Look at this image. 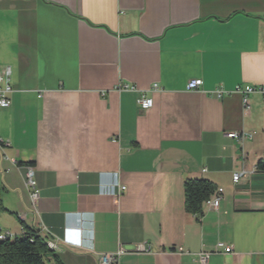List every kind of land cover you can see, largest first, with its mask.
Returning <instances> with one entry per match:
<instances>
[{
	"label": "crops",
	"instance_id": "1",
	"mask_svg": "<svg viewBox=\"0 0 264 264\" xmlns=\"http://www.w3.org/2000/svg\"><path fill=\"white\" fill-rule=\"evenodd\" d=\"M6 68L3 234L45 227L62 264H101L123 247L118 264H264V96L246 113L240 95L208 94L264 89V0H0ZM243 132L253 138L227 137ZM188 179L223 189L219 208L187 212Z\"/></svg>",
	"mask_w": 264,
	"mask_h": 264
},
{
	"label": "built area",
	"instance_id": "2",
	"mask_svg": "<svg viewBox=\"0 0 264 264\" xmlns=\"http://www.w3.org/2000/svg\"><path fill=\"white\" fill-rule=\"evenodd\" d=\"M203 86V81L202 80H191L189 81L187 85V90L188 91H196L202 88ZM124 90H132L136 91L135 87H124L120 89V91ZM154 91L157 90V86L155 85L153 88ZM13 92V87L11 85V70L10 68H6L4 73L0 75V107L1 108H9L10 106V101H9V94ZM255 93H261L264 96V89L260 87H254L250 85H241L235 89L234 92H228L225 91L224 89H215L214 91L208 93L211 97L220 100L226 96L232 95V94H237L240 95L242 98L243 106L245 109L246 113H249L251 110V105H250V96L255 94ZM138 105L141 109L142 112H148L151 110L154 106V101L152 98H149L145 95H141L138 99ZM230 139H237L240 141H245V140H250L253 138L252 134L243 132V133H232L227 136ZM0 145L3 146H9V143L4 142L3 140L0 139ZM35 175V169L33 167L28 166L26 169V176H25V186L27 188V191L29 193L30 201L32 206L37 212L36 209V204L39 201L41 197L40 190L37 188V183L34 178ZM245 175V172L242 171L240 173H236L233 177V180L235 183H238L241 177ZM125 187H122L121 190L125 191ZM223 189H217L215 194L208 199L205 203L207 206H209L212 209L217 210L221 204L222 201V196H223ZM22 221L26 220V217L24 215L21 216L20 218ZM41 234L46 236L48 238V246L50 249L53 251H56L58 249L56 243L51 240V233L45 228H41ZM11 236L10 234H4L0 236V239H5L6 237ZM218 249H224L225 253H230L231 248L230 247H225L223 244H218L217 245V251ZM140 250V248H139ZM138 251V250H137ZM180 252L183 253V250L180 249ZM128 253V251L123 247L121 248L117 253L115 254H109V255H104L101 258V264H118L119 259L122 255ZM210 253H202L199 255V260L201 263H206L208 259L210 258Z\"/></svg>",
	"mask_w": 264,
	"mask_h": 264
},
{
	"label": "trees",
	"instance_id": "3",
	"mask_svg": "<svg viewBox=\"0 0 264 264\" xmlns=\"http://www.w3.org/2000/svg\"><path fill=\"white\" fill-rule=\"evenodd\" d=\"M264 171V163L258 166ZM216 186L209 180L188 179L184 184L185 208L193 214H201L205 202L216 192ZM0 210L6 212L0 201ZM24 225V223H22ZM21 238L8 236L0 239V264H62L55 252L48 246V238L29 227H24ZM4 235L0 230V236Z\"/></svg>",
	"mask_w": 264,
	"mask_h": 264
}]
</instances>
